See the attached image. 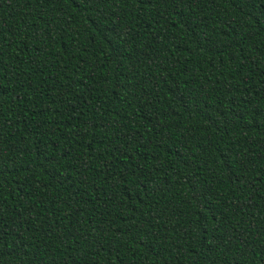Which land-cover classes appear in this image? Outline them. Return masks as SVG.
<instances>
[{
	"label": "trees",
	"instance_id": "trees-1",
	"mask_svg": "<svg viewBox=\"0 0 264 264\" xmlns=\"http://www.w3.org/2000/svg\"><path fill=\"white\" fill-rule=\"evenodd\" d=\"M0 264H264V0H0Z\"/></svg>",
	"mask_w": 264,
	"mask_h": 264
},
{
	"label": "snow or ice",
	"instance_id": "snow-or-ice-1",
	"mask_svg": "<svg viewBox=\"0 0 264 264\" xmlns=\"http://www.w3.org/2000/svg\"><path fill=\"white\" fill-rule=\"evenodd\" d=\"M83 2H84L85 4H88V3H90V0H83Z\"/></svg>",
	"mask_w": 264,
	"mask_h": 264
}]
</instances>
